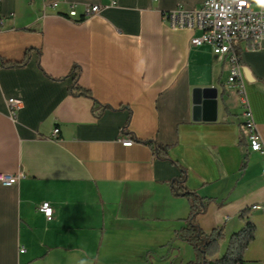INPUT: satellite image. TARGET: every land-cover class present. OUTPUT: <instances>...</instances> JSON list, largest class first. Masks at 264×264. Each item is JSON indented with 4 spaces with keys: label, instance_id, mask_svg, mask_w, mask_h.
<instances>
[{
    "label": "crops",
    "instance_id": "obj_1",
    "mask_svg": "<svg viewBox=\"0 0 264 264\" xmlns=\"http://www.w3.org/2000/svg\"><path fill=\"white\" fill-rule=\"evenodd\" d=\"M203 1L117 0L76 22L61 15L69 2L108 0H0V173L21 174L0 182V264H188L182 181L202 198V231L223 229L220 255L250 209L245 264H264L263 156L249 150L229 61L162 17ZM239 51L264 139V40ZM207 86L219 90L217 119L195 121L193 89ZM10 97L23 102L15 118Z\"/></svg>",
    "mask_w": 264,
    "mask_h": 264
},
{
    "label": "built area",
    "instance_id": "obj_2",
    "mask_svg": "<svg viewBox=\"0 0 264 264\" xmlns=\"http://www.w3.org/2000/svg\"><path fill=\"white\" fill-rule=\"evenodd\" d=\"M259 7L255 8V0H204L198 8L188 9L183 6L162 13L163 20L174 29L200 30V34L191 39L193 45L207 44L215 54L227 58L230 64L228 83L235 87L241 95L243 108L242 117L244 129L249 138V150L259 152L263 156L264 173V139L254 119L252 109L245 91L243 65L241 63L239 44L246 42L252 48H257L264 40V0H258ZM58 8L59 1L51 3ZM79 5H82L80 12ZM117 0H108L107 4H79L70 3L66 13L62 16L79 22L82 18L98 14L105 6H116ZM10 116L16 117L23 106L22 99L10 97L7 99ZM60 129L53 130L54 137H58ZM123 135V133H122ZM123 145L131 146L135 140L121 137ZM21 174L0 173V182L4 185L15 184ZM260 207V206H256ZM47 220L54 216V208L50 202L44 201L39 206ZM24 252V249L21 250Z\"/></svg>",
    "mask_w": 264,
    "mask_h": 264
},
{
    "label": "trees",
    "instance_id": "obj_3",
    "mask_svg": "<svg viewBox=\"0 0 264 264\" xmlns=\"http://www.w3.org/2000/svg\"><path fill=\"white\" fill-rule=\"evenodd\" d=\"M0 18V28H1ZM82 18L79 22H82ZM27 55V54H26ZM22 62H4L9 65H23ZM76 93L84 94L92 97L90 90L80 86L76 87ZM167 156L168 151L162 148ZM180 189L176 191L178 195L186 196L190 203V213L186 218V225L178 232V237L186 241L192 246L195 252V257L188 264H245L244 254L249 244L255 239L256 224L250 219V209L243 210L239 214V219L244 222L242 228L233 233L226 247L225 252L221 253V242L225 240L223 229L214 230L210 233H205L199 226L198 215L204 207L202 198L194 191L190 190L181 182ZM182 191V193H179Z\"/></svg>",
    "mask_w": 264,
    "mask_h": 264
},
{
    "label": "water",
    "instance_id": "obj_4",
    "mask_svg": "<svg viewBox=\"0 0 264 264\" xmlns=\"http://www.w3.org/2000/svg\"><path fill=\"white\" fill-rule=\"evenodd\" d=\"M245 74L250 79L246 68ZM219 90L214 86L196 87L193 89V120L214 121L217 119Z\"/></svg>",
    "mask_w": 264,
    "mask_h": 264
},
{
    "label": "rangeland",
    "instance_id": "obj_5",
    "mask_svg": "<svg viewBox=\"0 0 264 264\" xmlns=\"http://www.w3.org/2000/svg\"><path fill=\"white\" fill-rule=\"evenodd\" d=\"M256 1V3L254 4V6H255V8H258L259 7V4H260V2L258 1V0H255ZM230 87H232V86H229V88Z\"/></svg>",
    "mask_w": 264,
    "mask_h": 264
}]
</instances>
